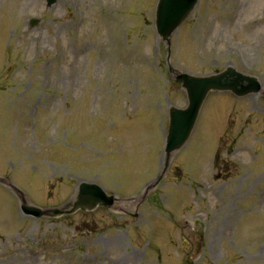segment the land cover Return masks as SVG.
<instances>
[{"label":"rangeland","instance_id":"obj_1","mask_svg":"<svg viewBox=\"0 0 264 264\" xmlns=\"http://www.w3.org/2000/svg\"><path fill=\"white\" fill-rule=\"evenodd\" d=\"M157 1L0 0V264H181L183 255L182 264H264V0H200L174 34L180 70H222L233 45L262 89L210 93L143 202L136 194L163 168L166 102L187 104L156 36ZM214 45L221 60L211 61ZM82 180L119 193L120 209L139 216L116 204L26 219L8 189L58 206Z\"/></svg>","mask_w":264,"mask_h":264},{"label":"water","instance_id":"obj_2","mask_svg":"<svg viewBox=\"0 0 264 264\" xmlns=\"http://www.w3.org/2000/svg\"><path fill=\"white\" fill-rule=\"evenodd\" d=\"M48 1L51 4L55 0ZM196 2L197 0H162L159 5L157 20L160 33L165 37L170 35L194 8ZM36 22V19L32 20L33 25ZM177 81L182 82L184 87L187 88L189 106L186 109L173 108L171 111L170 128L165 147L167 163L170 160L171 154L180 149L189 139L203 101L211 89L222 90L229 89L230 87L235 89L238 83L243 84L244 82H252L253 86L255 84H257V87L260 86L257 79L238 74L231 69H228L217 77H194L188 74H182L177 77ZM248 86H250V83H247L242 93L250 91V87ZM102 196L107 197L101 187L83 183L81 184L76 196L77 200L71 210L64 207L62 209L56 208L45 212L38 208L30 210L26 206H24V209L27 213H34L38 216L49 212H52L54 216H59L65 212H73L79 208H94L101 202Z\"/></svg>","mask_w":264,"mask_h":264}]
</instances>
